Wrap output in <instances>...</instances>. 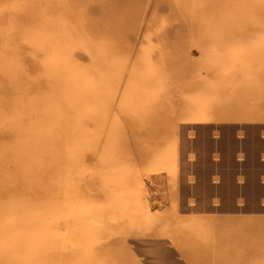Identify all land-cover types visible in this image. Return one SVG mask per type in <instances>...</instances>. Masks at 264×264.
Returning a JSON list of instances; mask_svg holds the SVG:
<instances>
[{
	"label": "rangeland",
	"instance_id": "rangeland-1",
	"mask_svg": "<svg viewBox=\"0 0 264 264\" xmlns=\"http://www.w3.org/2000/svg\"><path fill=\"white\" fill-rule=\"evenodd\" d=\"M0 2V100H20L13 72L76 71L86 92L43 195L0 194V264H264V20L224 33L221 0ZM22 117L0 101V156L30 143Z\"/></svg>",
	"mask_w": 264,
	"mask_h": 264
},
{
	"label": "bare ground",
	"instance_id": "bare-ground-1",
	"mask_svg": "<svg viewBox=\"0 0 264 264\" xmlns=\"http://www.w3.org/2000/svg\"><path fill=\"white\" fill-rule=\"evenodd\" d=\"M62 1L63 0H54L53 3L57 5L58 11L66 12L68 9L63 6ZM215 2H217V0H210V3L213 5ZM1 5L2 4L0 2V6ZM244 6L246 10L241 12L230 10L242 8ZM248 7L251 9H247ZM221 8L223 10L225 8V17L229 24L228 26L223 24L224 33L242 32L244 26L250 27L248 25L251 22L258 23L259 19L264 20V0H258L256 5L253 3H247L243 0H221ZM228 14H233L234 18L228 17V21ZM2 16L4 18L8 17L6 14ZM26 19L27 20L25 24L29 25L30 17H27ZM238 19H241L243 23L247 22V24L244 26L231 25L232 23H235L234 20ZM11 20L16 19L11 17ZM68 29L71 33L75 30L71 25L68 27ZM51 62L55 64L54 67L56 69L57 63H55V61ZM61 69L62 68H60L58 71L56 70L57 74L52 77V80L50 79V81L49 78L40 79L35 74L33 75V78L31 76L29 77V75L23 77L17 72H13V74L16 75L13 76L14 81L17 77L18 83L20 84V91L16 95L18 98L20 95V100L18 101L13 100L11 103H9L10 95L7 91L3 90L4 93L7 92L8 95H5L3 98L1 97L0 101L2 103L7 104L8 108L16 110L19 114H21V116H23V112L26 114V116H30V119L26 122L22 120L23 117L19 120L17 119V122L13 124L14 129H18L15 127H22L21 131H24V134L19 133L20 135L23 137L29 135L35 138H27L30 143L26 145L22 141L23 139H19L16 142V146H8L7 150L5 152L3 151L4 154L0 156V180L2 182L7 181V183L4 184L5 186H0V194L3 193V191L14 187V190L18 191V195H23L26 191L23 182L28 181L30 184L35 185L33 191H38V197H41L43 195L41 190L46 187V179L49 178H43L42 176V174L45 173L46 168H48L49 159L52 160V163H55L52 164V169L56 166L63 167L68 164L66 155L62 154L58 157L59 153L53 152L52 149L57 144H61V141H63L65 145H68L71 141L79 140L81 130L83 129V123L78 120L77 115L79 112H81V106L82 110L84 108L85 100L83 101L82 98L85 97L84 94L86 92L80 91V85L75 82L77 79L76 71H74L72 75L68 77L65 75V70ZM6 70H8L7 72L10 71V69L7 67ZM68 71L69 70H67V72ZM0 80H5V78H1ZM28 85L32 87L31 90L26 88ZM89 86L92 87L91 91H88L87 94H91L92 96L98 94V91L96 88H94L96 83H93V85ZM15 103L18 106H15ZM87 106H90V103L86 105L85 108ZM88 115L91 116L93 120L100 117L99 110L96 113L88 112ZM100 118L102 119V117ZM34 121L38 125H41L38 127L36 132L27 129L26 127L27 123H34ZM56 134L62 135L61 138L55 137L54 135ZM20 135H15V138L20 137ZM49 150L51 151L48 152ZM37 152H39V154H37ZM11 153H16L17 155L13 157H6V155ZM12 160L14 161L13 165L15 170L10 172V170L7 168V164ZM40 165L44 167L40 169ZM25 173L26 175L24 176ZM0 199L2 200L1 197ZM18 207L21 209L22 205L18 204ZM36 263L42 264L38 261H36ZM25 264L32 263L31 261H28Z\"/></svg>",
	"mask_w": 264,
	"mask_h": 264
}]
</instances>
